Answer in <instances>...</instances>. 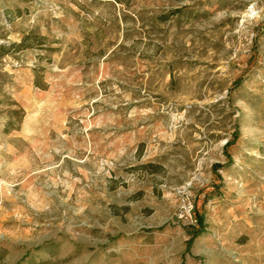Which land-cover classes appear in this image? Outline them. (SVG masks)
<instances>
[{
  "label": "rangeland",
  "instance_id": "rangeland-1",
  "mask_svg": "<svg viewBox=\"0 0 264 264\" xmlns=\"http://www.w3.org/2000/svg\"><path fill=\"white\" fill-rule=\"evenodd\" d=\"M0 264H264V0H0Z\"/></svg>",
  "mask_w": 264,
  "mask_h": 264
},
{
  "label": "trees",
  "instance_id": "trees-1",
  "mask_svg": "<svg viewBox=\"0 0 264 264\" xmlns=\"http://www.w3.org/2000/svg\"><path fill=\"white\" fill-rule=\"evenodd\" d=\"M16 112V111H15Z\"/></svg>",
  "mask_w": 264,
  "mask_h": 264
}]
</instances>
